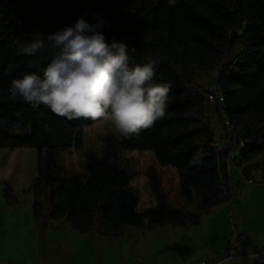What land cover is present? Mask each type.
Returning a JSON list of instances; mask_svg holds the SVG:
<instances>
[{
	"label": "trees",
	"instance_id": "trees-1",
	"mask_svg": "<svg viewBox=\"0 0 264 264\" xmlns=\"http://www.w3.org/2000/svg\"><path fill=\"white\" fill-rule=\"evenodd\" d=\"M81 16L90 23L100 18L109 22L110 27L100 30L109 41L127 39L134 47L133 64L158 59V82L173 86L164 119L138 135L107 137L102 158L87 153V177L59 173L55 153L83 148L84 127L102 118L68 120L43 105L34 108L20 97L13 99L8 92L13 79L39 72L53 52L49 48L36 57H22L17 48L30 41L32 33L47 36L74 25ZM216 68L215 82L224 96L218 106L226 144L221 150L206 111V90L194 94L190 89L198 73ZM240 140L242 162L264 154V0H177L175 5L167 0H0V148L36 149L32 209L40 228L50 220L65 219L81 233L123 237L137 226V201L115 181L116 160L120 152L142 150L152 152L160 166L184 173L200 189L198 212L175 215L159 171L151 168L150 188L163 221L147 225L148 232L161 226H201L204 215L230 203L235 239L239 218L229 163L232 142ZM5 197L11 204L17 202L9 184ZM233 250L232 245L226 257Z\"/></svg>",
	"mask_w": 264,
	"mask_h": 264
},
{
	"label": "rangeland",
	"instance_id": "rangeland-1",
	"mask_svg": "<svg viewBox=\"0 0 264 264\" xmlns=\"http://www.w3.org/2000/svg\"><path fill=\"white\" fill-rule=\"evenodd\" d=\"M233 49L231 59L238 51ZM219 68L198 73L195 94L215 81ZM206 111L216 131V145H225L218 106L206 102ZM81 149L56 151L58 172L66 176L87 177L88 152L100 158L106 138L119 139L110 120L102 118L86 126ZM229 163L234 210L239 218L238 234L247 238L235 245L230 203L212 209L203 216L201 226H161L148 232L147 225L163 221L162 211L150 188L148 172L159 171L162 186L174 214L198 212V184L172 166H160L150 151L133 150L118 154L115 177L127 194L137 201V226L123 237H104L81 233L67 220H50L40 228L33 216L32 187L38 176V156L32 147L0 148V264H264L255 252L264 248V154L242 162L232 142ZM9 184L17 197L11 204L5 197ZM212 215H216L211 218ZM256 243L262 247H256ZM243 257H226L228 249ZM210 247V249H209ZM231 247V248H230ZM213 251V252H212ZM231 253V252H230Z\"/></svg>",
	"mask_w": 264,
	"mask_h": 264
},
{
	"label": "clouds",
	"instance_id": "clouds-1",
	"mask_svg": "<svg viewBox=\"0 0 264 264\" xmlns=\"http://www.w3.org/2000/svg\"><path fill=\"white\" fill-rule=\"evenodd\" d=\"M177 0H167L175 5ZM110 23H90L84 16L74 25L32 39L17 55L36 57L49 48L51 59L39 72L13 79L8 92L34 108L41 105L68 120L104 118L123 136L139 134L165 118L171 103V82H158L159 60L133 64L127 39L108 40L100 30Z\"/></svg>",
	"mask_w": 264,
	"mask_h": 264
},
{
	"label": "built area",
	"instance_id": "built-area-1",
	"mask_svg": "<svg viewBox=\"0 0 264 264\" xmlns=\"http://www.w3.org/2000/svg\"><path fill=\"white\" fill-rule=\"evenodd\" d=\"M218 73V72H217ZM217 75V74H216ZM215 75V77H216ZM206 102H209L213 105H217V106H220L222 107L223 103H224V96H223V93H222V89L221 87L216 84V82L214 81L213 83L209 84L206 86ZM225 124L229 127L230 125V121L229 120H226L225 121ZM244 144V142L242 140L240 141H237V145H238V149L236 150L238 153H239V148ZM225 145H218V150H221ZM232 152L233 150L231 151V155H232ZM246 239V236L245 235H240V236H236L235 237V245H237L238 243H240L241 241L245 240ZM234 249V248H233ZM235 251V249H234ZM256 256H258V258L260 259L261 262H264V248L263 249H258L256 252H255ZM240 256V257H243V254L239 253V254H235L234 252L231 254L232 257L234 256ZM230 256V257H231ZM202 264H207V262L205 261H202Z\"/></svg>",
	"mask_w": 264,
	"mask_h": 264
},
{
	"label": "crops",
	"instance_id": "crops-1",
	"mask_svg": "<svg viewBox=\"0 0 264 264\" xmlns=\"http://www.w3.org/2000/svg\"><path fill=\"white\" fill-rule=\"evenodd\" d=\"M207 215H209V214H207ZM214 216H216V215H212L211 218L214 217ZM202 222H203V220H202ZM246 238H247V237H246ZM256 247L258 248V247H262V246H259V245H257V243H256ZM209 249H210V247H209ZM212 252H213V251H212Z\"/></svg>",
	"mask_w": 264,
	"mask_h": 264
}]
</instances>
